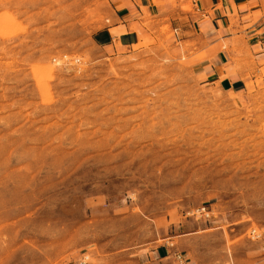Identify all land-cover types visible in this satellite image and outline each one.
<instances>
[{
	"label": "rangeland",
	"instance_id": "obj_1",
	"mask_svg": "<svg viewBox=\"0 0 264 264\" xmlns=\"http://www.w3.org/2000/svg\"><path fill=\"white\" fill-rule=\"evenodd\" d=\"M130 1L0 0V264H264V64L201 74L195 0L96 46Z\"/></svg>",
	"mask_w": 264,
	"mask_h": 264
},
{
	"label": "crops",
	"instance_id": "obj_2",
	"mask_svg": "<svg viewBox=\"0 0 264 264\" xmlns=\"http://www.w3.org/2000/svg\"><path fill=\"white\" fill-rule=\"evenodd\" d=\"M259 1L195 0L193 14L185 17L178 13L179 17L187 19L179 23L182 33H192L194 29L202 32L201 36L207 43L209 57L199 65L200 73L210 81L218 82L223 92L244 91L243 77L247 70L238 69L231 58L237 52L256 66L264 64V7ZM159 3L161 0L117 3L112 24L93 35L94 44L113 52L118 48L132 47L137 41V32L131 29L132 25L140 24L144 11L150 15H157L161 10ZM167 9L172 10L169 6ZM224 44L226 47H223ZM167 253V249H149L143 255L145 264H160L167 259Z\"/></svg>",
	"mask_w": 264,
	"mask_h": 264
},
{
	"label": "built area",
	"instance_id": "obj_3",
	"mask_svg": "<svg viewBox=\"0 0 264 264\" xmlns=\"http://www.w3.org/2000/svg\"><path fill=\"white\" fill-rule=\"evenodd\" d=\"M260 236V235H259ZM258 236V233L257 232H254V230H251L250 232H249V237L250 238H257V237H259ZM175 260H176V262L178 263V264H184L183 263V259H182V257L180 256V255H175Z\"/></svg>",
	"mask_w": 264,
	"mask_h": 264
},
{
	"label": "bare ground",
	"instance_id": "obj_4",
	"mask_svg": "<svg viewBox=\"0 0 264 264\" xmlns=\"http://www.w3.org/2000/svg\"><path fill=\"white\" fill-rule=\"evenodd\" d=\"M254 232H256V230H254Z\"/></svg>",
	"mask_w": 264,
	"mask_h": 264
}]
</instances>
